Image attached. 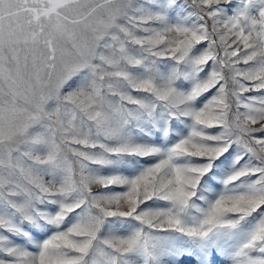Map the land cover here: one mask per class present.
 <instances>
[{"label": "snow or ice", "instance_id": "snow-or-ice-1", "mask_svg": "<svg viewBox=\"0 0 264 264\" xmlns=\"http://www.w3.org/2000/svg\"><path fill=\"white\" fill-rule=\"evenodd\" d=\"M0 264H264V0H0Z\"/></svg>", "mask_w": 264, "mask_h": 264}]
</instances>
